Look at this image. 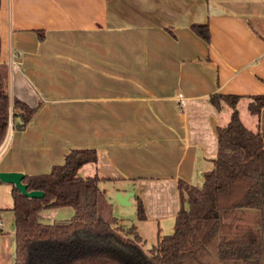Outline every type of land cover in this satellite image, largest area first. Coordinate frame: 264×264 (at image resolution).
Here are the masks:
<instances>
[{
	"label": "crops",
	"instance_id": "1",
	"mask_svg": "<svg viewBox=\"0 0 264 264\" xmlns=\"http://www.w3.org/2000/svg\"><path fill=\"white\" fill-rule=\"evenodd\" d=\"M192 24L207 26L208 42ZM0 67L9 98L34 109L22 130L10 112L0 172L46 174L70 150L94 149L97 161L77 175L101 179L110 209H134L129 222L106 221L133 224L154 246L173 232L178 182L200 187L212 168L216 129L230 109L209 96H239L242 124L264 131V108L247 111L249 98L264 94V0H0ZM12 187L0 182V210L11 211ZM117 193H130L127 205ZM238 213L252 218L242 226L257 227L256 210ZM73 214L60 207L36 216L57 222Z\"/></svg>",
	"mask_w": 264,
	"mask_h": 264
},
{
	"label": "trees",
	"instance_id": "2",
	"mask_svg": "<svg viewBox=\"0 0 264 264\" xmlns=\"http://www.w3.org/2000/svg\"><path fill=\"white\" fill-rule=\"evenodd\" d=\"M190 28L196 36L209 41L205 24H192ZM249 99L247 111L259 116L264 108V94ZM209 100L217 109L221 104L229 107V120L216 129V155L212 168L203 173L201 186L178 182L180 208L171 234L158 237L155 245L145 250L133 224L124 227L116 219H101L97 213V198L103 193L98 186L101 179L77 175L82 165L97 161V153L94 149H73L64 156L62 164L53 165L48 173L23 176L27 191L40 190L41 198L25 197L12 187L11 264H182L211 245L225 228L230 231L231 220L241 209L258 212L257 227L221 238L216 245L218 258L263 260L264 131L250 130L242 124L236 109L239 96L212 94ZM10 112L11 118L18 119L15 129L22 130L34 109L9 98L5 75L0 74V143ZM60 207L74 210L69 220L38 221L36 214L40 210ZM136 217L144 219L139 199Z\"/></svg>",
	"mask_w": 264,
	"mask_h": 264
},
{
	"label": "rangeland",
	"instance_id": "3",
	"mask_svg": "<svg viewBox=\"0 0 264 264\" xmlns=\"http://www.w3.org/2000/svg\"><path fill=\"white\" fill-rule=\"evenodd\" d=\"M0 74L4 75V68L0 67ZM108 188V191L110 189L109 185H106ZM112 190V189H110ZM1 193V190H0ZM112 195H110L111 198ZM113 197V196H112ZM104 194L98 196V216L103 220H109L110 218H116L117 215H119V218H122L125 221H128L133 217L134 215V209L130 206H125V208H121L116 206L117 208L113 210L109 208V205L103 201ZM114 199L116 200V195L114 196ZM112 201L114 202L113 198ZM117 201V200H116ZM107 205V206H106ZM115 205V204H114ZM5 206L2 202H0V207L3 208ZM130 211V212H129ZM136 213V209H135ZM252 218L248 214H235L233 219L231 220L232 227L231 230L228 231L225 228V231L222 232V234L218 235L213 243L203 249H201L194 258H191L190 260L187 259L183 261L182 264H264V259L261 261H229V260H221L218 258L217 252H216V245L218 241L221 238L225 237H232L233 234H239L241 233L245 228H251L256 226H242L243 222L250 221ZM0 221L2 222V227L0 230V244L2 245V250L0 251V264H11L13 257L11 254L10 246H12V240L11 236L14 234V225H13V214L10 210H0ZM124 227H127L128 225L119 224ZM252 225V224H251ZM143 233L146 234L147 238L151 237V232H153L150 228L146 227L141 229ZM153 241L151 239H148L143 247L144 249H149L152 247Z\"/></svg>",
	"mask_w": 264,
	"mask_h": 264
},
{
	"label": "water",
	"instance_id": "4",
	"mask_svg": "<svg viewBox=\"0 0 264 264\" xmlns=\"http://www.w3.org/2000/svg\"><path fill=\"white\" fill-rule=\"evenodd\" d=\"M23 174L19 172H0V182L7 183L12 185L15 189H17L20 194L24 195L28 198H41L43 196V192L40 190H31L27 191L26 185L22 182ZM130 196V193L125 195L116 194V200L121 205H127V198ZM39 221V220H38ZM41 222V221H40ZM51 223V222H44ZM12 257H14V242L12 243Z\"/></svg>",
	"mask_w": 264,
	"mask_h": 264
},
{
	"label": "built area",
	"instance_id": "5",
	"mask_svg": "<svg viewBox=\"0 0 264 264\" xmlns=\"http://www.w3.org/2000/svg\"><path fill=\"white\" fill-rule=\"evenodd\" d=\"M180 105H183V101L182 100L180 101ZM12 126L13 125L11 123V120L9 119L8 127H7V130H6L5 136H4L3 140L0 143V156L2 155V153L4 152V150L6 148V135L11 130ZM0 226H1V222H0Z\"/></svg>",
	"mask_w": 264,
	"mask_h": 264
}]
</instances>
